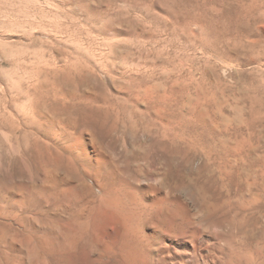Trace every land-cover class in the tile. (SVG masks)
<instances>
[{
  "label": "rangeland",
  "instance_id": "374dc122",
  "mask_svg": "<svg viewBox=\"0 0 264 264\" xmlns=\"http://www.w3.org/2000/svg\"><path fill=\"white\" fill-rule=\"evenodd\" d=\"M7 103L47 127L76 117L130 168L162 121L159 144L182 150L166 191L221 192L206 153L225 147L239 184L264 161V0H0V115Z\"/></svg>",
  "mask_w": 264,
  "mask_h": 264
},
{
  "label": "bare ground",
  "instance_id": "6f19581e",
  "mask_svg": "<svg viewBox=\"0 0 264 264\" xmlns=\"http://www.w3.org/2000/svg\"><path fill=\"white\" fill-rule=\"evenodd\" d=\"M11 105L0 115V264L264 263V161L244 173L243 188L228 177L227 149L208 152L203 169L223 192L203 182L198 201L182 200L166 191L182 155L159 144L166 123L144 151L147 165L130 168L102 150L92 129L70 130L76 117L57 127L47 116V127ZM253 233L262 245L248 240Z\"/></svg>",
  "mask_w": 264,
  "mask_h": 264
}]
</instances>
